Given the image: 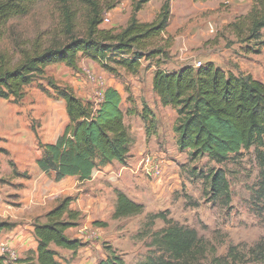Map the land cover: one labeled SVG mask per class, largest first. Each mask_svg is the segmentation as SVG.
Wrapping results in <instances>:
<instances>
[{
    "label": "rangeland",
    "instance_id": "374dc122",
    "mask_svg": "<svg viewBox=\"0 0 264 264\" xmlns=\"http://www.w3.org/2000/svg\"><path fill=\"white\" fill-rule=\"evenodd\" d=\"M100 1L105 7L101 29H124L133 15L132 0H117L112 10H106L112 3ZM166 1L150 0L137 14L138 21H154ZM257 1L172 0L171 20L164 35V41L170 43L167 56L143 61L138 75L124 70L114 75L90 56H80L77 70L52 64L19 98H0V217L19 226L33 225L62 198H74L72 208L81 213V219L67 235L80 240L85 248L76 255L60 249L59 259L64 264H100L111 254L125 264L168 260L152 245L154 235L167 228L161 219L150 223V216L158 213L175 225L195 230L203 241L204 254L191 259L190 264H264L253 255V250L264 244V193L257 151L242 150L223 164L208 156L193 159L188 152H180L174 132L177 113L162 106L153 91L159 68L179 71L208 63L237 76L251 75L264 84V31L260 42L246 44L229 27L248 15ZM76 6V34L82 36L87 12ZM63 28L61 0L37 4L29 15L9 23L0 38V61L6 57L16 64L22 50L39 43L48 47L56 39L66 41ZM50 81L59 88H72L94 106L100 104L107 88L121 93L125 124L134 139L126 165L114 162L101 167L84 182L77 178L57 182L54 175L39 170L40 143H54L69 124L65 102L49 86ZM145 105L155 116L151 135L150 125L141 116ZM129 110L136 114L128 115ZM219 170L230 185L229 202L215 199L205 180L211 171ZM118 190L143 204L145 212L113 219Z\"/></svg>",
    "mask_w": 264,
    "mask_h": 264
},
{
    "label": "trees",
    "instance_id": "16d2710c",
    "mask_svg": "<svg viewBox=\"0 0 264 264\" xmlns=\"http://www.w3.org/2000/svg\"><path fill=\"white\" fill-rule=\"evenodd\" d=\"M45 0H0V38L13 20L26 17L34 6ZM106 10H112L117 0ZM150 0H132L133 15L127 26L116 32L103 30L105 7L100 0H61L63 35L48 47L41 44L21 52V60L13 64L7 58L0 61V98H19L23 90L52 64H63L78 69L80 56H90L106 71L118 75L124 70L138 75L143 61L163 59L170 43L164 35L171 20L172 0L161 7L154 21L141 23L137 14ZM87 12L85 33L76 34L78 9ZM230 29L242 43L260 42L264 31V0H258L251 12L232 23ZM49 86L64 100L69 124L54 143H40L41 156L36 164L42 173L54 175L57 182L67 178L89 181L94 172L111 163L126 165L134 139L125 124L123 98L115 88H107L98 106L86 103L72 88H59L52 81ZM153 91L162 106L177 113L174 132L178 149L188 152L193 159L208 156L218 164L227 162L242 150L255 148L261 167V192L264 193V84L251 75H235L208 63L200 67H185L179 71L158 69L153 78ZM128 115H135L129 110ZM142 119L150 125L148 135L156 128L155 116L144 106ZM13 174L17 175L16 169ZM205 180L215 199L230 201V185L224 172L211 171ZM74 198H62L47 212L43 220L33 224L38 242L36 251L24 258L8 261L0 255V264H62L55 246L76 255L85 248L78 239H71L67 231L78 226L81 213L72 208ZM145 206L116 191L113 219L141 215ZM150 223L161 219L167 228L156 233L152 245L161 249L169 259L153 260L147 264H190L204 254L203 241L195 230L184 229L169 221L164 213L150 216ZM96 225L106 226L96 222ZM18 223L0 217V235L13 232ZM253 255L264 263V244L260 243ZM216 261V260H215ZM100 264H125L111 254ZM213 264H224L214 262Z\"/></svg>",
    "mask_w": 264,
    "mask_h": 264
},
{
    "label": "crops",
    "instance_id": "0c3cea01",
    "mask_svg": "<svg viewBox=\"0 0 264 264\" xmlns=\"http://www.w3.org/2000/svg\"><path fill=\"white\" fill-rule=\"evenodd\" d=\"M0 241L2 242L1 244L6 243L10 247L15 248L18 251L19 258H24L28 252L36 251L38 247L33 225L28 226L25 224L24 226H18L13 232L3 233L0 235ZM51 248L59 253L60 258L61 248L55 246ZM59 261L64 264V261L60 259Z\"/></svg>",
    "mask_w": 264,
    "mask_h": 264
},
{
    "label": "built area",
    "instance_id": "2783aa9c",
    "mask_svg": "<svg viewBox=\"0 0 264 264\" xmlns=\"http://www.w3.org/2000/svg\"><path fill=\"white\" fill-rule=\"evenodd\" d=\"M105 21L107 22V20H105ZM200 66H202V64H198L196 67H200ZM98 84L101 85L100 82H98ZM0 255L6 257L8 259V261H13L14 262V261L19 259V255L17 254V252L12 250V248L6 243L1 244V246H0Z\"/></svg>",
    "mask_w": 264,
    "mask_h": 264
}]
</instances>
